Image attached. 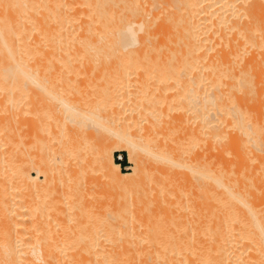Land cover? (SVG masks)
<instances>
[{
	"label": "bare ground",
	"instance_id": "bare-ground-1",
	"mask_svg": "<svg viewBox=\"0 0 264 264\" xmlns=\"http://www.w3.org/2000/svg\"><path fill=\"white\" fill-rule=\"evenodd\" d=\"M263 121L264 0H0V264H264Z\"/></svg>",
	"mask_w": 264,
	"mask_h": 264
},
{
	"label": "rangeland",
	"instance_id": "rangeland-1",
	"mask_svg": "<svg viewBox=\"0 0 264 264\" xmlns=\"http://www.w3.org/2000/svg\"><path fill=\"white\" fill-rule=\"evenodd\" d=\"M262 124H264V121L263 122H261ZM264 131V129L263 128H256L255 129V132L256 133H261V132H263ZM114 146V145H113ZM116 152H122V153H124V156H125V158H126V163H125V167H131L132 165L128 162V160H127V155H126V152H123V151H119V150H117L115 147L113 148V156H114V154L116 153ZM83 164V161L82 162H79V165L80 164ZM81 164V165H82ZM80 165V166H81ZM147 168V169H146ZM145 169H143V170H140V172H137L138 174L134 177V179H135V181H133L134 179H132V181H130V183L129 182H125V184H123V186H124V193L125 194H122V197L121 198H119L122 202H124L125 203V205H129L130 203H132V202H130V201H132L133 200V197L135 196H138L139 197V200H140V198H141V196H143V195H145V197L146 196H148L149 197V195L148 194H146V192H150L149 190L151 189H149V187H150V184H151V177H149L150 176V174H148V172H149V166L148 167H146ZM122 169V171H125V172H127V170L125 169V170H123V168H121ZM263 170H264V166H263V168H262ZM145 170H147V171H145ZM262 170V172L264 173V171ZM144 171V172H143ZM94 173V174H93ZM150 173V172H149ZM263 176H264V174H263ZM87 177V178H86ZM89 181H88V180ZM90 181H91V183H90ZM103 182V183H102ZM82 183H83V185H82ZM88 184V185H87ZM81 185L83 186H81L84 190H85V192H86V190L88 189H90L89 191L87 190V192L88 193H90V191L91 190H93V191H91L92 193H90V198L92 199V198H94V196L96 197V198H98L99 199V201H103L102 203H104V202H109V201H113L112 203L110 202L109 204H110V206L112 207L113 205H115L114 204V202H115V200L117 199H115V197H113L114 195H115V191H114V189H110L109 191L110 192H106V189H108V187H109V184H107V183H105V181H103V176L102 175H100V173H98V172H92V175L91 174H89L88 176L86 175V176H82V182H81ZM107 185V186H106ZM126 185H128V186H126ZM123 186L121 187L122 188V191H123ZM93 187V188H92ZM105 189H103V188ZM102 189V190H101ZM113 190V196L111 195L112 194V191ZM133 190V191H132ZM101 191V192H100ZM137 191V193H136V195H135V192ZM130 192V193H129ZM134 192V195L132 194ZM108 193H111V194H109V196H108ZM127 194V195H126ZM139 194H141V195H139ZM105 195V196H104ZM125 195V196H124ZM132 196V197H131ZM147 197V198H148ZM89 198V199H90ZM107 198H109V199H107ZM115 200H114V199ZM143 198H144V196H143ZM142 198V200L141 201H144L145 200V198L143 199ZM146 198V199H147ZM131 199V200H130ZM136 199H138L137 197H136ZM93 201H95L94 199H92ZM91 200V201H92ZM107 200V201H106ZM119 200V201H120ZM129 200V201H128ZM138 200V201H139ZM93 201L91 202V203H93ZM147 202V201H146ZM146 202H144V203H146ZM143 203V202H142Z\"/></svg>",
	"mask_w": 264,
	"mask_h": 264
},
{
	"label": "built area",
	"instance_id": "built-area-1",
	"mask_svg": "<svg viewBox=\"0 0 264 264\" xmlns=\"http://www.w3.org/2000/svg\"><path fill=\"white\" fill-rule=\"evenodd\" d=\"M124 157L125 156H124V154L122 152H116L114 154V161L118 162V164L120 165V163L123 161ZM120 167L123 168V170L126 169V167H122L121 165H120Z\"/></svg>",
	"mask_w": 264,
	"mask_h": 264
},
{
	"label": "trees",
	"instance_id": "trees-1",
	"mask_svg": "<svg viewBox=\"0 0 264 264\" xmlns=\"http://www.w3.org/2000/svg\"><path fill=\"white\" fill-rule=\"evenodd\" d=\"M124 154V153H123ZM118 163V162H117ZM125 163H126V158L124 157V159H123V161L120 163V165L122 166V167H125Z\"/></svg>",
	"mask_w": 264,
	"mask_h": 264
}]
</instances>
